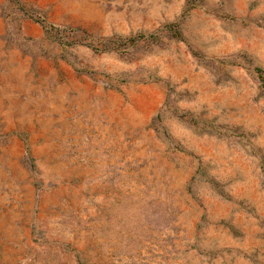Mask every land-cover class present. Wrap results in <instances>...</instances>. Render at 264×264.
<instances>
[{"label":"rangeland","instance_id":"374dc122","mask_svg":"<svg viewBox=\"0 0 264 264\" xmlns=\"http://www.w3.org/2000/svg\"><path fill=\"white\" fill-rule=\"evenodd\" d=\"M0 264H264V0H0Z\"/></svg>","mask_w":264,"mask_h":264}]
</instances>
